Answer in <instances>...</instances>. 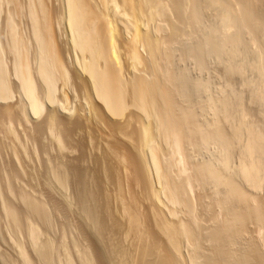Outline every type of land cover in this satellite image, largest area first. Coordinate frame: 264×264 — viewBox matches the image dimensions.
<instances>
[{"label": "bare ground", "instance_id": "6f19581e", "mask_svg": "<svg viewBox=\"0 0 264 264\" xmlns=\"http://www.w3.org/2000/svg\"><path fill=\"white\" fill-rule=\"evenodd\" d=\"M58 1H60L61 3V11L57 12L56 10L53 11L50 8L48 3L49 0H0V101L8 102L9 100H12V98H14L16 95V97L18 98L15 105L6 104L2 106V108L0 109V122L1 124L3 123L9 126L14 121L19 123L22 118L26 121H29V119H37L43 115L46 106L54 107L51 105H57L59 104V102H63V104L60 103L58 106L69 111L70 109L64 107V104L67 101L65 91L62 92L61 100L57 97L56 92L59 90V88L64 89L68 87L69 83H83V85H81V88L88 95V99H86V102L87 104L91 105L90 107L93 112V116L94 118H97L95 120L103 121L107 119L110 122L111 117L124 118L123 123L111 122V127L109 129L110 133L108 134V136L111 137L110 139L114 138V141L112 140L113 142H110L111 145L109 144L104 155L106 156L107 161H116L115 163L118 164V166L119 164L121 165V161L123 160V157H125L123 152L124 149H122L123 146H121L122 142L119 143L117 141L118 139H116L114 135L121 134V136L125 137L126 142L128 140V142L130 143V147L134 149V151H136L133 157L135 161V167L133 169L134 171L132 170L133 173H131L132 175L130 178V184L132 182L134 186H139L142 190L141 193L143 194V197L151 202V205L149 204L151 207L149 211H147L146 215H140L135 209L136 200L138 201V193L136 195V192H132L134 187L131 185L132 190L130 191V195H128L130 198H128L130 200L128 201L130 206L126 205L128 204L126 202L124 207V203L122 202L123 193L121 192V183L119 181L120 178H118V172L116 175L117 168L115 169V171L114 169H111L112 166L109 167L111 169L110 171L107 168L108 170H106V172L109 171V178L114 185V195L116 196V199H119L121 209L125 211V213H127V216L125 215L127 219L123 220V218L120 219L119 216L115 217L114 223L110 229L112 231H118V237L120 236V238H117V240L113 242L111 241V239L113 238L112 236V238H110L111 245H105V247H99V249L97 248L98 250L97 252L95 251L96 254H94V258H90L91 254L89 256L88 253H86L84 250H81L84 252H80L77 248L78 246L75 245L76 243L72 242L74 245L73 247H76L77 249L75 251H77L76 254H78L77 256L80 263L264 264V250L259 248L258 244L252 241L253 239L249 241L250 236L248 237V239H246L248 243L246 242L247 244H245L244 246L245 237L247 236L245 235L244 238L242 237V235L244 236V234L247 232L248 223H254V227H258L257 230L264 229V199L261 200L262 198L260 199L259 197L255 196V193V195H252L251 198L249 195L242 191L243 189L241 190V187L235 186V183L233 184L232 180H229L230 178L228 179L229 175H226L227 178L225 176V178L221 177L224 174L223 170H225H222V167L219 171L216 168H210L211 165H208V163H206L205 161L204 163H195L196 165H193V163L188 160V154L190 153H188V151L186 152L185 146L190 144L196 145L199 144V142L203 143V141L205 143V139L203 140L202 138L203 134H206V132L207 134H210V131H205V133L201 132L202 135L199 134V136H197V138L201 137V140L198 139L199 141H197V138L195 139L196 133H200L198 127L201 125L198 126L199 122H196L194 120V122L196 123L195 125L192 122L193 113H191L187 109L180 108L179 104L175 102L176 99H173L172 93L178 94L179 90H176L178 86L177 88L174 86L175 83L173 84L171 78L172 76L169 74V72L166 71L165 73L164 71H162V73L164 72L165 74H160H162L165 78L161 79V76H159L160 74L157 70V68L159 69V67H157L158 61L159 63L162 62V60L164 61V63H169L170 61V43L177 39L178 36L180 37L181 35H186V31H182L184 28L181 30L178 25H185L190 20H193L195 16L201 14L200 12H196L198 11V9L196 10V6L195 8L194 6L190 5L192 4V0ZM201 1L202 0L199 1L201 4L206 2ZM209 1H211V3L213 1L214 5L217 2V0ZM220 1L224 2L226 0ZM227 2L230 4V6ZM218 4L219 3H217L216 5ZM222 4L221 7L223 8ZM226 4L227 6H229L226 8V10L228 8L231 9V5H234V11H237L235 9V6L237 5L240 9L237 12L238 14L231 13L230 11L233 10L229 11V9L227 10L229 11V13L224 11L223 9H225L226 7L225 5V7L219 10V12L217 13L215 11L218 9H214V12L219 15L221 11V15L219 18H216V20H218L214 22V24H212L213 26L210 25L211 28L207 26V28H210L211 30L208 34L206 33V35L203 36V40L201 41L202 45L200 44L204 49L207 45L213 46L216 51L215 55L219 54V51H221L222 48L225 49L229 45V47L231 48L233 47V45H235V43L241 42L244 38L241 32L242 28H246L248 30L250 34V40L248 42L251 43V41H253V43H251L253 45H255L259 40H256V35H259V32L255 34V31L257 32L256 29H259L261 27V34L264 33V13L261 14L260 11L258 12V10L253 9V7L255 8L258 5L264 7V0H227ZM203 5L204 4L200 6L199 4V6L202 8ZM193 8L195 9V11L193 10ZM190 10L194 11L190 12L191 15H193L192 13H194V17H191L189 15L191 19L189 17L186 18L187 14H189L186 12H189ZM222 11L226 13L223 12V14ZM196 13L197 15H195ZM257 16H260L259 20L263 21V25L261 23L259 24ZM61 20L63 21L66 31V44L68 45L67 51L62 49V47L60 46L58 42L59 40L57 39L58 35H56L55 30L56 25H58L59 21L61 22ZM255 20H258L257 24L259 25V28H257L258 26L254 27L253 24H255ZM156 31L162 33L160 38L154 37L155 34L153 35V33ZM195 37L197 38V36ZM260 37H262V35ZM200 38L198 39L199 43ZM255 41L256 43H254ZM225 45L227 46L225 47ZM200 47L195 48H197L198 50V48ZM229 47L227 48L228 52L230 51ZM140 48L146 51L147 56H141ZM206 50L204 51L207 53L208 51ZM212 50L213 49H211V51ZM234 50H236V56H239L237 55V50H239V47L237 48L236 45V49L235 47H233V52L232 50L230 51L231 57L233 56V54L235 55ZM241 50L243 51V49ZM241 50H239V54H241ZM246 50L247 49H245L244 52ZM256 50L257 49L254 50V54L258 53L257 51L259 50V48L257 51ZM250 51L248 52L249 54ZM259 51H261V49ZM200 52L202 54L203 50H201ZM195 53L196 56L199 54H197V52ZM123 54L127 57H125V59L128 60L126 62V60L124 59L126 62V66H130V68L133 70L131 71L132 73L129 77L124 76V69L126 66L124 64V60H122ZM201 54L200 56L198 55V59L199 57H201ZM256 54L252 55L255 57ZM227 55H229V53ZM243 56L239 58H244ZM263 58V54H260L259 56L257 55L254 58V62H256L254 64V66H256V70L257 67L259 70L264 67ZM229 62L231 63V61ZM69 63L71 64V69H69ZM247 63H252L251 66H253L252 61H247ZM201 64L202 63H200L199 65ZM230 65H232V63ZM238 67L240 68V66L235 67L234 65V68H236V72L239 73ZM234 68L230 67V69ZM259 70L257 71L259 72ZM261 71L263 73V70ZM258 72L257 74H260V72ZM240 73H242V71ZM73 74L75 75L74 77L79 80V82L72 80ZM261 75L260 79L262 78ZM263 83H261V85H263ZM96 99L99 101V103L95 102ZM95 103L98 104V106ZM129 108H131V110H128ZM57 109L58 108H53L47 112V115L45 114L46 117L42 126L48 129L50 134L55 139L57 147L59 148V150H61L62 147H66V144L63 140L64 137H62V134L60 135L59 131L57 130L56 124H59L60 122V124L63 125L66 122L64 120L61 121L59 119V121L57 119L54 111ZM243 117L244 116H242V118ZM240 120L242 121L241 116ZM42 126L37 127L36 129L40 130ZM215 126L217 125L215 124ZM207 127H209L208 124ZM216 129L218 128L216 127ZM254 129L257 128L254 127ZM250 130L252 131L251 127L247 131L249 132ZM9 131L10 130L4 131L5 135H14V137L16 138V134L14 133V131ZM234 131L233 135L235 136ZM258 131L260 132V130ZM237 132L238 131L236 130L235 133ZM256 133H254V131L253 133L251 132L250 135L253 134V136H251L252 138L250 137V139L248 137V142L246 140V143L248 144L247 146L245 145V147L247 148L246 151H248V156L246 155L247 153L245 154V149L242 147L243 145L241 146L243 148L242 154H245L247 158L241 154L242 156L239 160L242 161L240 162V164H238L239 167H237L236 171V173L241 175V178L243 177L247 182H249L251 187H253L254 189H257L261 187L262 184H264V174H262L264 168H261V165H263L264 167V159H261L262 157H264V139H262L263 135L262 137H260V134L257 135L258 133ZM222 135L224 136V134ZM205 138L207 141V135L205 136ZM224 138L221 137V135H218V137H216V141L218 140V145L221 144L222 147H226L229 149V147L227 146H230V140H226ZM231 138L229 137L228 139ZM11 140L13 145V148L11 149L14 152L12 154L18 158V149L16 150L15 148L16 146H18V144H15L14 138L11 137L10 141ZM194 140H196L198 143H196ZM227 141H229V143ZM222 151L223 150H221L220 152ZM224 157L226 158L227 156ZM226 159H224V161L222 162L225 163V161H227ZM17 162L20 161L18 160ZM223 163H221L220 160V164H222V166H225L228 162L225 163V165H223ZM192 166H196V168L193 169ZM53 172L51 173V175L53 176L49 174L50 178L54 177L55 181L58 182L59 185H61L62 187L66 186V184L68 183L67 176L69 175V173L66 172V170L60 171V168L59 170H54ZM207 176H209L208 178H214V180H216L214 181V183L217 182L218 185L223 184L228 188L226 192L224 190L226 196L223 194L221 197V195L219 194V190L217 194H219L220 196L218 195V197L215 193L216 197H213V207L211 206V208L214 209L215 212L218 213L220 206L224 205L225 202H228L226 204L228 205L226 209L228 208L229 210L225 211L224 209L225 214L221 215V217H219L220 215L218 214L214 216V210L211 214L212 216H214L213 218L212 216H209L210 214H208V216L212 218L210 220L213 223L210 230L208 227L207 229L202 226L201 222L205 219L203 216V209H199L200 211L196 210L193 204V200L195 199H192V194L194 193L193 191L196 190L194 189V187L196 185L197 187H203V185L206 183L205 180L207 179L205 178ZM217 184L215 183V185ZM215 192L217 191L215 190ZM224 192L222 191L221 193ZM89 193L87 194V192L83 190L80 191L81 197H88L91 194ZM232 194L236 197L239 196L244 198H241L243 201H245L247 198H251L253 202L249 201V204L245 202L246 204L242 206V208L244 209L241 210V206H239L240 209L238 210V207L236 206L239 204L233 201L236 200L235 196V198L232 200ZM105 196L107 198L106 194ZM124 198H126L125 194ZM198 199H200V197L197 198V200ZM237 199L239 201L238 197ZM231 201H233L235 205H237L235 206ZM30 203L32 202H29V206L27 204L28 208L30 207L29 212L32 211V213L37 216L36 218L44 220L47 215L44 213L45 210H43L42 206L39 205L38 202V204H35L34 202L32 204ZM200 203L201 205L203 204L202 197L200 199L199 205ZM238 203L241 204V202ZM159 204L166 209L168 214L166 212H163V209L161 207H158ZM85 205H82L81 208H84L81 210H84V213H86V215L88 214L87 216L89 217V219H92H90L91 221H95V210L93 211V208L90 209L91 207L89 208V206L87 207ZM208 207L210 208L209 205L207 206V208ZM221 213L224 212L221 211ZM8 214L9 216H11V218H14L15 216L11 209H9ZM170 216L174 217L175 219L170 218ZM117 217L119 219H117ZM95 222L96 225L101 226L99 220L98 222ZM98 228L99 230H101V227ZM130 236L132 237L131 239L129 238L130 240H132L131 244L124 245V240L127 241L126 237ZM240 237L244 239V243L238 240ZM238 241L243 244V246L241 244L242 249H239L240 247H237ZM46 244L47 243H43L42 246V249L45 250L40 251L42 252L41 255L43 256L42 259L45 258L44 261L49 259V255L47 253L49 249L47 247L48 244ZM205 244H208L207 247L205 246ZM21 253L24 254L23 252ZM65 258L66 262L68 256H66ZM71 261L72 260L67 261L65 264H74L71 263Z\"/></svg>", "mask_w": 264, "mask_h": 264}, {"label": "rangeland", "instance_id": "374dc122", "mask_svg": "<svg viewBox=\"0 0 264 264\" xmlns=\"http://www.w3.org/2000/svg\"><path fill=\"white\" fill-rule=\"evenodd\" d=\"M199 1L200 0H192L191 1L192 4H190V5H192L194 7L196 6L197 7V8L195 7L196 10L198 9V11H196V12L197 13L200 12L201 14H198V16H195V18H193V20H190L185 25H178V27L181 30L184 28L182 31L183 32L186 31V35L185 36L181 35L180 37L178 36V38L176 37L177 39H175L173 42L170 43V45H169V47H170V49H169V51H170L169 52V54H170L169 60L170 61H169V63L168 62L164 63L163 60L160 63L158 61L157 67H159L160 70L158 68H157V70H158L159 74L162 73V71H164L165 73H166V71L169 72V74L172 76V77L171 76L170 77L172 78L173 84L174 83L176 84V85L174 84V86L176 88L178 86V88H179V89L178 88L176 89V90H179L178 94L172 93L173 99L174 100L176 99L175 102H177L179 104L180 108L187 109L191 113H193L192 114L193 115L192 116L193 117L192 122L195 125H196V123L194 122V120L196 122L200 123V124L198 123V126L199 125H201V126H199V127L197 126L200 133H196L195 139L197 138V136H199V134L202 135L201 132L205 133V131H210L209 133L211 134V136H210V134H207V132H206V134H203L202 138H203V140L205 139V143L202 140L203 143L199 142L200 146H199V144H196V145L190 144L192 146H190V145L185 146L184 145L186 148V152L188 151V153H190V154H188L189 155L188 160L191 163H193V165L195 163H197V164L198 163H204V161H205L206 163H208V165H211L210 168H212V169L216 168L219 171L221 170L220 168L222 167V170L223 169H225V170H223L224 174L222 173L223 175L221 177H224V176L226 177V175L227 176L229 175L228 179L230 178L229 180H232L233 184L235 183L234 184L235 186L241 187V190L243 189L242 191L245 192L247 195H249L251 197L252 195L256 194L255 196L259 197L260 199L262 198L261 200H263L264 199V184H262L261 187L254 189L253 187H251L249 182H247L243 177L241 178V175L236 173L237 167H239L238 164H240V162L242 161V160L241 161L239 160L240 157L242 155L244 157H246V155L248 156V151H246L247 148L245 147V145L247 146V144H248V143H246V140L248 142L249 141L248 139L251 136H253V134L250 135V133L251 132L253 133V131H254V133H256V132L258 133V134L256 133L257 135L260 134L259 135L260 137H262V135L264 137V119H263V117H264V115H263L264 114V98H263L264 97V94H263L264 93V87H263L264 86V83H263L264 82V80H263L264 79L263 78L264 77V67L260 70L257 67V70H259V72L261 70H263V73L261 71L260 74H257L258 71L256 70V66H254V64L256 63V62H254L255 61L254 58L257 55L259 56L260 54L264 55V40H263L264 39V37H263L264 33L261 34L262 33V31L260 30L261 27L259 28V25L257 24V21L259 20L261 15L259 17L257 16L258 20L257 21L255 20L254 21L255 24H253L254 27L258 26L257 28H259V29H256L257 32L255 31V34L259 32L258 33L259 35H256V38H257L256 40H258V39L259 40L257 41V43H256V41L254 42V43H256L255 44L256 46L251 44V43H253V41H251V43L248 42L250 40V38H249L250 34L246 28H242L243 30L241 29V32H242V36L244 37L243 38L244 42L242 40L241 42H239L240 44L235 43V45H233V47H235V49H236V45H237V48L239 47V50L243 49V51L241 50V52H240L241 54H239V50H237L238 51L237 55H239V56H236V50H234L235 55L233 54V56L231 57L230 51L232 50V52H233V47L230 48L229 47L230 45L229 46L225 45V47L227 46L226 48L224 47L226 50L222 48L221 51L225 50L227 53L228 52L227 48L229 47V49H230V51L228 52L229 55H227L228 53L226 54L225 51H223V52L219 51L220 53L215 55L216 51L213 48V46L207 45L205 49L202 48V46H201L202 42L201 41L203 40L202 39L203 36L206 35V33L207 34L209 33V31L211 30L210 25L213 26L212 24H214V22H216L218 20V19L216 20V18L220 17L221 11H220V15L216 14L217 12H219V10L223 9L226 6L225 9H223L224 11L229 13L230 10H233L230 12L233 14H238L237 12L240 9L236 5L237 8L235 6V9L237 11H234V8H233L234 5L233 6L231 5V7H230L231 9L228 8L229 11H227L228 9L226 10V8L230 6V4L228 2L227 3L229 6H227V4H226L227 0L226 1L223 0L224 2L217 0L215 5H214L213 1H212V3H213L212 4L211 1H209V0H202L201 2L206 1V2L202 3L205 5V6L203 5V8L200 7L202 4ZM48 3H49L50 8L53 11H55V10L57 12L61 11L60 1L49 0ZM217 3H219L220 5L219 4L216 5ZM222 3H224V4H222ZM199 4H200V6H199ZM221 4H222L223 8L221 7ZM256 5H258V4H256ZM258 6H260V7H258ZM258 6H256L255 8L253 7V9L258 10V12L260 11L261 14L264 13L263 12L264 7H262L261 5H258ZM214 9H218V10L215 11ZM193 10L195 11L194 8H193ZM193 10L186 12L189 14H187V17L186 16L185 17L186 18L189 17L190 19H191V17H194L193 16L194 13H192L193 15H191V13H190V12H194ZM224 11H222V13ZM226 12H224V13H226ZM197 13L195 15H197ZM216 15H219V16H216ZM197 17L199 20L197 19ZM22 20H24V19H22ZM194 22H195V24H194ZM258 22H259V24L263 23V21H261V20H259ZM199 24H200V26H199ZM207 26L210 28H207ZM55 30H56V35H58L57 39L59 40L58 42H59L60 46L62 47V49L67 51L68 45L66 44V35H65L66 31H65V27H64L62 20H61V22L59 21L58 25H56ZM161 34L162 33L157 32V31L153 33L154 37H156V38H160ZM187 34H189V35H187ZM201 34H203V35H201ZM260 34L262 35L263 38L260 37L261 36ZM199 35L201 38L199 37ZM195 36H197V38ZM199 38H200V43L198 40ZM262 40H263V44H262ZM195 43H197V44H195ZM250 45H251V47H250ZM194 46L195 47L201 46V47L198 48V50H197V48H195ZM241 47H243V48H241ZM207 48H209V49H207ZM244 48L247 49L248 51L246 50L244 52V50H245ZM258 48H259V50L261 49V51H263V52L259 51ZM211 49H213L215 52L213 50L211 51ZM253 49L258 50V51L256 50L258 53L257 54L255 53L256 54L255 57L253 56V55H255ZM190 50H191V52H190ZM201 50H203V53H202L203 55L200 52ZM204 50H206L208 52L206 53ZM249 51H250V54L248 53ZM195 52H197V54L199 53L198 54L199 56L201 54V57H199V59H198V55L196 56ZM242 52H243L244 56L242 55ZM140 54L143 57L147 56L146 51L144 49H141V48H140ZM222 54H223V56H222ZM247 54H248V57H247ZM123 56H124V54L122 55V58H123L122 60H124L126 57V56H124V57ZM242 56L244 58H239ZM180 57H182L183 59ZM252 57H253V60H252ZM125 60H124V64L126 66V62L128 60H126V62H125ZM197 60L200 62H198ZM228 60L231 61L232 65H230L231 63ZM247 61H250V62L252 61L253 66H251L252 63L251 64L247 63ZM68 62H69V59H68ZM205 62H206V64H205ZM236 62H237V64H236ZM200 63H202V64L199 65ZM242 63H243V65H242ZM244 63H245V65H244ZM263 63H264V58H263ZM234 65H235V67L240 66V68L238 67L239 73L236 72V68H234ZM247 65H249V66H247ZM68 66H69V69H71L70 63L68 64ZM229 66L234 68L235 70L230 69ZM242 67H245V68H242ZM253 67H255V68H253ZM131 71H133V70L130 68V66H126L124 69V76L129 77L132 73ZM241 71H242V73H240ZM162 74H160L159 76H161V79H164L165 78L163 76L164 74L163 75ZM232 75H233V78H232ZM260 75L262 76L263 79L262 78L260 79ZM74 76L75 75L73 74L72 80L79 82V80L77 78H75ZM242 78H243V80H242ZM259 79L261 82L259 81ZM261 83H263V85H261ZM81 85H83V83H69L68 87H66L64 89L59 88V90L61 92L59 90L56 92L57 97L61 100L62 92L65 91L66 96H67V99H66L67 104L64 102L65 103L64 107H66L67 109H70L69 111L65 110V108H61L60 106H58L61 103V102H59V104H57V105H51L54 107H50V106L47 107L46 106V109H45L43 115L37 119H34V120L29 119V121H26L22 118V120L19 119L20 120L19 123L14 121L9 126L6 124H3V123L1 124V122H0V264H28V263L29 264H65L67 261H70V260H72L71 263L81 264L79 261V258L77 256L78 254H76L77 251H75L77 249H76V247L75 248L73 247L74 242L76 243L75 245L78 246L77 248L79 249L80 252L85 251L86 253H88L89 256L91 254L90 258H94V256H95L94 254H96L99 247H105V245L109 246V245H111V241L115 242L117 240V238H120V236L118 237L119 232L117 231L118 232L117 233L115 230L112 231L110 228L113 225L116 216H119L120 219L123 218V220H126L127 219V217H126L127 213H125V211H123L121 209V206L119 203L120 201H119V199H116V196L114 195L115 194L114 185H113L112 181L110 180L109 173H108L111 169H114V171H115V169L117 168L116 169V175L118 172V176H119L118 178H120L119 181L121 183V192L123 193L122 194L123 195L122 196V202L124 203V207H125L126 202L128 203L126 205L130 206L129 202H128V201H130L129 200L130 198L128 195H130V193H131L130 191L132 190V186L134 187L132 192L133 191H134V193L136 192L135 193L136 195L138 193V195H137L138 197L136 196L138 198V201L136 200V203H135L137 205V206L135 205L136 211L140 215L144 216V215H146L147 211H149V209L151 207L150 206L151 202L148 199L146 200L143 197V194L141 193L142 192L141 188L137 185L134 186L132 182L130 184V178L132 175L131 173H133L132 170L135 167V161H134L133 157H134V153L136 151H134V149H132L130 147V143L128 142V140L126 142V138L121 136V134H115L114 135V137H116V139H118L117 141L119 143L122 142L121 146H123L122 149H124L123 152H124L125 157H123V160L121 161V165L119 164V166H118V164L115 163L116 161L115 162H112L110 160L107 161L106 156L104 155L109 144L111 145V143L114 141V138L110 139L111 137L108 136V134L110 133L109 129L111 127V122L123 123L124 118L111 117L110 122L107 119H105L103 121L95 120L97 118H94V116H93V112H92L91 107H90L91 105L87 104V102H86V99H88V95L81 88L82 87ZM191 86H193V87H191ZM255 87L256 88L258 87L257 88L258 90ZM251 92H253V93H251ZM257 93H260V94H257ZM16 96L14 98H12V100H9L8 102L0 101V109L2 108V106L6 105V104L15 105V103L17 102V99H18ZM261 96H263V97H261ZM96 100H95V102L99 103V101L98 100L96 101ZM227 101H228V103H227ZM61 104H63V102ZM228 104H230V105H228ZM96 105L98 106V104H96ZM50 108L51 109L58 108L57 110H54L55 116L57 117L58 120L59 119L61 121L64 120L67 123V124L64 123L62 125V124H60V122H59L60 120H59L58 121L59 124L58 123L56 124L57 130L59 131L60 135L62 134L61 136L64 137L63 140H64V143L66 144V147H62L61 150H59V148L57 147L56 141L53 138V136L50 134L48 129H46L45 127L42 126L43 122L45 120V117H46L45 114L47 115V112L49 110H51ZM215 108H217V109H215ZM241 109L243 110V112ZM128 110H131V108H129ZM240 116H241L242 121L240 120ZM242 116H244V117L242 118ZM238 120H240V121H238ZM201 122H202V124H201ZM214 123L217 126H215ZM207 124L209 125V127H207ZM234 124H236V125H234ZM202 125H205L206 127L202 126ZM237 125H239V126H237ZM41 126H42V128L40 129L41 131L36 129L37 127H41ZM253 126L257 129H254ZM6 127H8L9 129ZM201 127H203V128L205 127L207 129L204 128L205 129L204 130ZM216 127L218 129H216ZM250 127H251L252 131L250 130L249 131L250 133H249L247 130H249ZM5 129L10 130V131L12 130V132L14 131V133L16 134V138L14 137V135H10V134L9 135L7 134V136H6L4 131H7V130H5ZM235 129L238 131L237 133H235L236 132ZM258 130H260V132ZM213 131H215V132H213ZM233 131H234L235 136L233 135ZM220 133L224 134V136ZM204 135L205 136L207 135V141L208 142L206 141V138ZM218 135L219 136L221 135V137H223V138L225 137L224 139H226V140H230V143H229V141H227L230 144V146H227V147H229V149L226 147H222L221 144L218 145L219 142H218V140L216 141V137H218ZM225 135L228 137H226ZM11 137L14 138L15 144H18V146L15 145L16 150L18 149V151H17V153H18L17 155L19 156L18 158L12 154L14 152L11 149V148H13L12 140L10 141ZM95 137H96V139H95ZM214 137H215V139H214ZM229 137L230 138L232 137L231 138L232 140L228 139ZM263 137H262V139H264ZM198 139L201 140V137L200 138L198 137L197 141H199ZM209 139H211V140L213 139V140L211 141ZM194 141L196 143H198L196 140H194ZM242 142L245 144H243ZM231 143H233V144H231ZM235 143H237V144H235ZM194 145H195V147H194ZM241 146L245 149L244 151H245V154L247 153L246 155L242 154L243 148ZM221 150H223V151L220 152ZM224 150L227 152H225ZM223 153L224 154L227 153V154L224 155ZM224 156H227L226 157L227 159ZM217 159L219 160V162ZM224 159L227 160V161H225V163L228 162L226 164L227 166L229 165L228 167L225 165V163L222 162V161H224ZM261 159L263 160L264 157H262ZM18 160L20 162H17ZM220 160H221V163H223V165H225V166H222V164H220ZM45 163H46V165H45ZM212 164L214 165V167ZM263 164H264V162H263ZM261 166H262L261 168L263 169L264 168L263 165H261ZM52 167L54 168V170H59V168H60V171L66 170V172L69 173V175L67 176L68 177V183L66 181V183H67L66 186L62 187L61 185H59L58 182L55 181L54 177L50 178L49 174L51 175V173L54 171ZM109 167H111V169ZM192 167H193V169L196 168V166H192ZM233 167H235L236 169ZM107 168L109 169L108 172H106V170H108ZM49 170H50V173H49ZM230 170H233L235 172L230 171ZM228 172H229V174H228ZM262 174H264V171L262 172ZM51 176H53V175H51ZM208 177L209 176H207L205 178L207 180H205L206 183L203 185V187L202 186L197 187V185L194 187V189H196V190L193 191L194 193L192 194V199H195V200H193L194 201L193 204H194L196 210L200 211L203 209V213H204L203 216L205 219H204V221L202 220V222H201L202 226H204V228L208 227L210 230L211 226L213 224L210 219H212L217 214L220 215L219 217H221V215L225 214V211H227L229 209L228 208L226 209V207L228 206L226 204L228 202L227 203L225 202L224 205H221V206H224L225 208L220 206L218 213L215 212V210L211 208L212 202L214 199L213 197H216L215 193L217 194L220 190L219 194L222 197L223 194L225 195V192H226V190H228V188L226 186H224L223 184L218 185L217 182H215L217 184V185H215L214 181H216V180H214V178H212V177H210V178H208ZM66 180H67V178H66ZM210 181H212L213 183ZM236 183H237V185H236ZM238 184H240V185H238ZM215 186H217V187H215ZM81 190L87 192V194L90 192L91 193V194L89 193L90 197L89 196L88 197H86V196L81 197V194H80ZM215 190L217 192H215ZM224 190H225V192H224ZM222 191L224 193H221ZM105 194L107 195V198H106ZM124 194H125L126 198H124ZM219 194H217V196ZM194 196H195V198H194ZM234 196L235 195H233V194L231 195V197H233L232 200L236 197V196L235 197ZM196 197L197 198L200 197V199L202 197V200H203L202 205L204 207L201 205V203L199 205L200 199L197 200ZM237 197L239 198V201H238ZM237 197L235 198L236 200H233V201L239 205L236 204L237 205L236 206L233 201H231V202H233L234 205L236 207H238V210L240 209L239 206H241V210L244 209V208H242V206H244L246 204L245 202H247L248 204L250 202H253L251 199L252 197L250 199L247 198L249 200H247L245 198L246 199L245 201L242 200L244 198L239 197V196H237ZM236 201L241 202V204L236 202ZM29 202H32V203L34 202L35 204L38 202L39 205L42 206L43 210H45L44 213L47 215V217L45 215V217L47 218V219L44 218V220L46 219L45 221L40 220V218L39 219L36 218L37 216H35V214L32 213V211L29 212V210H30L29 209L30 207L28 208ZM32 203H30V204H32ZM27 204H28V206H27ZM206 204H207V206L208 205L210 206V208L208 207L209 209L207 208ZM222 204H223V202H222ZM82 205L83 206L85 205L87 207L89 206V208L91 207L90 209L93 208V211L95 210L94 211L95 215H96L95 221L98 222V220H99V222L101 223V226L96 225L95 224L96 222L91 221L92 220L91 218H90L91 220L89 219V217L87 216L88 214L86 215V213H84L85 211L81 210L84 208V207L81 208ZM205 206H206V208H205ZM158 207H161L163 209V212L167 213L166 209L163 206H161L159 204ZM127 208H129V207H127ZM9 209H11L13 211V213L15 215L14 216L15 219L11 218V216H9V214H8ZM224 209H225V211H224ZM115 210H116V212H115ZM220 210L223 211L224 213H221ZM212 211H213L214 216L211 215ZM208 214H210L209 216H212V218L209 217ZM119 218L117 217V219H119ZM170 218L175 219L174 217H171V216H170ZM91 222L94 224H92ZM98 227H101V230H99ZM256 227L257 226L254 227V223H248L247 224V232L248 233L246 232L247 234L245 233L244 236L242 235L243 238L245 237V235L247 236V237H245V241L241 237L238 240L240 242L244 241L245 243L244 242L243 243L245 246V244L248 243V241L246 239H248V237L250 236L249 241H251L253 239L252 241L257 243L259 248L264 250V240H263L264 229L263 230L259 229L260 230L259 231V230H257L258 227L257 228ZM112 236H113V238H112ZM110 238H112L111 241H110ZM129 238L131 239L132 237L131 236L126 237L127 241L124 240V245L131 244L132 240H130ZM129 241H130V243H129ZM239 241H238L237 247H240L239 249H242L241 247L243 246V244L240 243ZM43 243L44 244L47 243L49 245L48 246L46 244L48 249H49V250L47 249L49 259L45 260L46 262L44 261L45 258L42 259V257H43L41 255L42 252H40V251L45 250V249H42ZM241 244H242V246H241ZM207 245L208 244H205L206 247H207ZM44 248H45V245H44ZM64 250H66V251H64ZM81 250H84V251H81ZM21 252H23L24 254H22ZM66 256H68L69 260L67 259V261L65 262Z\"/></svg>", "mask_w": 264, "mask_h": 264}]
</instances>
